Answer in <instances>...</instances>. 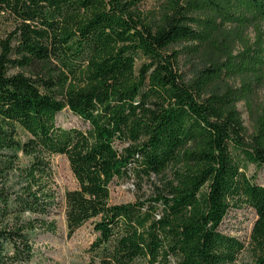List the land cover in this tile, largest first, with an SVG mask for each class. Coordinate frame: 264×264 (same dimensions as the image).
<instances>
[{"label": "trees", "instance_id": "trees-1", "mask_svg": "<svg viewBox=\"0 0 264 264\" xmlns=\"http://www.w3.org/2000/svg\"><path fill=\"white\" fill-rule=\"evenodd\" d=\"M140 2L0 0L18 23L0 41V264H28L35 231H56L53 156L66 158L77 186L63 196L67 237L97 219L88 264H238L244 245L220 226L242 205L256 216L253 264H264V185L246 176L264 167V150L197 104L177 73L181 55L213 51L223 60L197 79L240 78L237 100L250 95L264 78V0H208L185 13L167 0L147 15ZM64 110L88 128L57 125ZM153 176L160 186L149 199L109 204L114 181Z\"/></svg>", "mask_w": 264, "mask_h": 264}, {"label": "rangeland", "instance_id": "rangeland-1", "mask_svg": "<svg viewBox=\"0 0 264 264\" xmlns=\"http://www.w3.org/2000/svg\"><path fill=\"white\" fill-rule=\"evenodd\" d=\"M122 4H127L132 0H119ZM167 0H141L139 11L143 15L158 12L160 7ZM181 13H185L186 7L192 3L204 5L207 7L208 0H175ZM215 3H221L222 0H209ZM192 17H196L191 15ZM203 18V16L199 17ZM218 22V21H217ZM18 23L9 12L0 13V41H5ZM261 32V40L264 41V23L257 25ZM244 37L249 44L256 40V33L253 27L244 32ZM184 45L173 46L170 51H178ZM264 47V46H263ZM242 46L236 43L231 47L230 52L233 56L242 52ZM170 52H168L169 54ZM221 55L216 52H209L199 59L188 60L187 56L181 55L178 59L177 73L183 81L194 88V98L197 104L208 107V110L214 112L217 118L229 124L233 134L239 138L245 146L252 149L261 148L264 150V143H261L262 129L264 128V78L261 81L254 82L252 91L245 99L239 96L242 94V84L240 78L225 79L220 83L208 85L209 82L197 79V72L204 67L219 61ZM54 64V63H53ZM51 64L50 67H54ZM140 64L137 59L136 65ZM38 71V70H37ZM24 74L31 77L28 71L16 69L12 74ZM47 78V76H45ZM236 94L237 96H233ZM210 117V120H215ZM57 125L63 128H75L81 131L88 127L80 119L73 116L67 110H64L56 117ZM52 169V190L57 195L58 209L56 215L52 216L50 221L55 222L56 231L54 234L41 232V229L35 231L33 249L35 257L28 264H88L89 259L86 253L89 245L97 236L93 231V225L97 221L92 220L77 230L70 238L67 237L63 196L67 191L76 189V182L69 170L67 160L64 156H53L51 158ZM246 176L258 185H264V167L256 168L249 165L246 170ZM159 178L151 177L149 181L138 182L130 179L125 182L114 181L109 186V204H128L137 199L146 200L153 196V185L159 187ZM256 220L254 212L248 207L242 205L238 208H232L225 217L220 231L228 236L238 239L243 245L244 250L239 255L238 264H253L252 250L250 249V234L253 224ZM49 221V222H50Z\"/></svg>", "mask_w": 264, "mask_h": 264}]
</instances>
